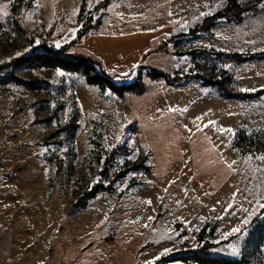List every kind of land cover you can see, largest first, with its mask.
I'll use <instances>...</instances> for the list:
<instances>
[{"label": "rangeland", "instance_id": "374dc122", "mask_svg": "<svg viewBox=\"0 0 264 264\" xmlns=\"http://www.w3.org/2000/svg\"><path fill=\"white\" fill-rule=\"evenodd\" d=\"M229 1L0 0V65L84 28L66 51L138 82L119 96L80 72L0 69V264H157L207 244L264 264V0L188 33Z\"/></svg>", "mask_w": 264, "mask_h": 264}, {"label": "trees", "instance_id": "16d2710c", "mask_svg": "<svg viewBox=\"0 0 264 264\" xmlns=\"http://www.w3.org/2000/svg\"><path fill=\"white\" fill-rule=\"evenodd\" d=\"M244 10L245 9L243 5L241 6L237 4L234 0H230L222 11L206 16L203 22H201L199 25L189 30L188 33L193 35L196 34L198 31L206 30L211 25H213L221 16L224 15L228 16L226 18L238 22ZM86 32L87 31L84 28L79 29L73 40L58 47H56L54 43H50V42L42 43L39 45L37 49L36 47H34L30 51L24 54L11 58L10 61L0 65V69L7 67H11L12 69L35 68V67H43L47 69L59 68L69 72H80L86 76V81L88 84L97 85L100 89H109L110 91H112L113 93L119 96H122L125 92H137L135 86L138 85V82L117 84L114 81H112V79L106 73L103 72L96 73L94 68L95 62L84 53L66 51L67 47L65 45L67 44L73 45L75 43H79V40L83 37V35ZM258 55L259 54L257 53H253V54L248 53L247 55H242V53L231 54L232 58L239 62L243 60L255 58ZM260 56L264 57V53H261ZM153 72L154 73H152V71L150 70L149 76L153 78H157V77L166 78V79L168 78L170 80V77L163 72H157L155 70H153ZM14 78L15 81H19L17 77ZM208 83H211V81H209ZM221 89L222 92L227 97L248 98L252 96V94L233 95V93L226 91L224 88ZM260 94L261 93H255V96H259ZM102 168H104V164L102 165ZM104 171H106V169H104ZM123 174L124 172H122L121 175ZM111 189H112V185L110 183L100 182L93 185L91 189L83 196L82 206L85 205V203L89 199L93 198L100 191L103 190L109 191ZM263 212H264V208L262 209V213ZM258 216H260V213L255 218H258ZM210 246L212 245L207 244L203 248H198L194 251L189 252L188 254H182V255L174 254V255H168L162 257L157 261V264H165L167 262H170L171 260L191 261L197 264H242L241 261L235 259L211 256L209 254Z\"/></svg>", "mask_w": 264, "mask_h": 264}, {"label": "snow or ice", "instance_id": "6c2138e0", "mask_svg": "<svg viewBox=\"0 0 264 264\" xmlns=\"http://www.w3.org/2000/svg\"><path fill=\"white\" fill-rule=\"evenodd\" d=\"M57 46H59V45H57ZM222 131H223V130H222ZM227 131H231V130L229 129V130H227ZM259 159L264 160V156L259 157ZM245 223H247V221H245ZM237 232H240V229H239V228H233L231 232L227 233V235L230 236V235H232L233 233H237Z\"/></svg>", "mask_w": 264, "mask_h": 264}, {"label": "crops", "instance_id": "0c3cea01", "mask_svg": "<svg viewBox=\"0 0 264 264\" xmlns=\"http://www.w3.org/2000/svg\"><path fill=\"white\" fill-rule=\"evenodd\" d=\"M80 42H81V40H80ZM80 42H79V43H80ZM143 57H144V56H143ZM138 67H139V66H138Z\"/></svg>", "mask_w": 264, "mask_h": 264}]
</instances>
